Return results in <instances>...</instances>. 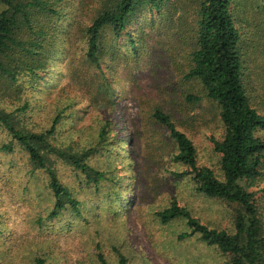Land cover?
<instances>
[{
    "label": "rangeland",
    "instance_id": "obj_1",
    "mask_svg": "<svg viewBox=\"0 0 264 264\" xmlns=\"http://www.w3.org/2000/svg\"><path fill=\"white\" fill-rule=\"evenodd\" d=\"M68 2L75 8L56 17L59 26L56 31L75 21L77 14L79 28L83 29L99 0H86V10L81 13L76 9L78 0ZM232 3L245 43L244 82L252 90V102L263 111L264 53L261 55L260 49L264 43V13L251 0ZM166 11L167 8H162L159 16L143 7L132 15L127 30L137 41L135 53L125 34L115 39L109 29H104L99 58L103 74L86 61L87 39L78 32L70 55L60 51L63 46L59 45L53 51L57 52L52 57L54 62H49L46 72L33 79L32 87L26 77L20 81V100H27L28 107L13 116L17 127L24 131H45L53 113L65 109L70 102L51 137L53 143L81 155L94 169L122 177L116 185L110 182L95 189L67 161L52 155L61 184L82 200V215L77 217L67 208L58 217L43 219L40 226L38 217L53 205L47 175L30 161L18 142H14L12 151L1 148L9 137L0 125V264H32L36 248L45 251L48 264H96L93 255L96 243L113 264L117 261L113 247H119L128 256L127 264L224 263V257L216 249L195 237L177 239L184 229L182 220L161 224L155 216L156 209L168 204L174 195L208 226L231 231L234 227L233 207L197 193L190 176L175 179L170 173L168 156H160L156 149L155 140L160 136L165 142L167 133L155 122L153 114L157 109L170 112L174 108L173 104H166L167 93L173 87L177 96L182 91L202 92L197 80L182 76L192 31L183 27L179 39L174 32L179 28L178 20L170 28ZM178 15L179 11L172 16L174 23ZM171 49L174 57L169 63L164 55ZM108 80L114 103L105 100L100 92ZM87 83L93 88L90 94L85 88ZM20 100L9 102L11 106L19 105ZM9 102L1 101L0 105L7 107ZM182 105V109L175 108L183 112L176 116L186 117L188 124L181 128L196 145L200 163L221 176L219 156L210 139L221 137L223 132L216 105L208 100L194 106ZM117 115L121 118L115 122Z\"/></svg>",
    "mask_w": 264,
    "mask_h": 264
},
{
    "label": "trees",
    "instance_id": "obj_2",
    "mask_svg": "<svg viewBox=\"0 0 264 264\" xmlns=\"http://www.w3.org/2000/svg\"><path fill=\"white\" fill-rule=\"evenodd\" d=\"M232 1L99 0L83 29L79 28L81 23L77 14L75 21L56 31L59 27L55 22L56 17L65 16V11L72 7L68 0H0V102L20 100L22 78L26 77L32 87L33 79L46 72L49 62H54L52 57L57 53L54 54V48L57 50L61 45L63 49L60 51L65 50L70 55L78 32L84 33L87 39L86 61L94 64L103 74L99 61L103 51L100 49L103 30L109 29L115 39L125 34L135 53L137 41L127 30L132 15L146 7L151 14L155 11L161 16L160 10L167 8L170 28L178 20L179 28L174 32L179 39L183 27L192 31L188 42L191 48L186 55L182 76L186 80H197L202 92L195 94L182 91L177 96L175 88L170 87L172 89L167 93L166 104H173L174 108L170 112L157 109L153 114L155 122L167 133L165 142L161 141L160 136L159 140H155L156 149L160 156H168L172 165L170 173L175 179L190 176L195 182L197 193L229 203L234 210V227L231 231L208 226L174 195L169 198L168 204L156 209L155 216L161 224L182 220L184 229L177 234V239L195 237L207 247L216 249L224 257L223 264H264V110L254 105L252 90H248L244 82L245 43L233 14ZM251 1L264 13V0ZM86 6V0H78L76 9L81 13L86 10ZM178 11L174 23L172 16ZM260 51L262 55L264 43ZM173 57L172 49L166 51L164 59L172 63ZM85 88L89 94L93 92L91 83H87ZM100 92L104 94L105 100L115 102L109 80L101 86ZM203 100L216 105L223 126L221 137H210L212 149L219 156L221 176H217L213 168L200 163L196 145L181 128L183 124H188L186 117L180 119L176 116L178 112L183 113L176 111V107L182 109V104L194 106ZM65 105L66 109L70 102ZM12 106L0 105V125L9 137L1 148L12 151L14 142H18L30 161L47 175L53 205L47 213L38 217L40 226L43 219L58 217L67 208L77 217L82 215V200L61 184L52 155L67 161L83 175L84 182L92 184L95 189L105 183L116 185L120 182L122 175L115 173L113 176L108 171L94 169L81 155L53 143L51 137L62 122L65 109H55L45 131L31 132L17 127L13 119L16 113L27 109L28 101L20 100L19 105ZM115 118L117 122V118L121 117L117 115ZM39 250L36 248L32 264H48L47 254L43 249L42 252ZM113 252L117 257L116 264L129 262L128 256L119 247H113ZM93 255L96 264H113L99 243H96Z\"/></svg>",
    "mask_w": 264,
    "mask_h": 264
}]
</instances>
